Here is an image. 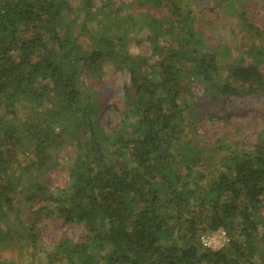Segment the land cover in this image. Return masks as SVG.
Wrapping results in <instances>:
<instances>
[{
  "label": "trees",
  "instance_id": "16d2710c",
  "mask_svg": "<svg viewBox=\"0 0 264 264\" xmlns=\"http://www.w3.org/2000/svg\"><path fill=\"white\" fill-rule=\"evenodd\" d=\"M258 3L0 0V240L29 264H264V126L250 149L218 145L211 163L187 135L202 118L195 101L209 111L264 95ZM200 8L229 14L239 41L210 46ZM142 34L150 56L133 51ZM108 69L127 77L110 131L99 121ZM68 149L51 190L41 175ZM70 224L80 240L63 235ZM219 230L227 247L203 248Z\"/></svg>",
  "mask_w": 264,
  "mask_h": 264
},
{
  "label": "rangeland",
  "instance_id": "374dc122",
  "mask_svg": "<svg viewBox=\"0 0 264 264\" xmlns=\"http://www.w3.org/2000/svg\"><path fill=\"white\" fill-rule=\"evenodd\" d=\"M68 1L74 9L80 4V0ZM250 15L251 20L264 30V3H258L251 10ZM197 17L199 19L197 26L204 32L206 41L210 46L216 48L232 45L233 42L239 41L241 35L238 34L236 21L229 14L217 8L214 10L200 8ZM140 39L141 44L135 47L133 51L150 56L151 50L145 41V34H142ZM86 40L84 36L79 38L80 43L85 44ZM262 71L264 72V66ZM126 79L124 74L110 71V69L106 70L102 84L104 105L99 121L108 131L118 127L122 113L126 108L122 92V85ZM192 92L195 96L203 95L202 89L198 85L193 86ZM193 104L198 109L199 114H202V118L193 128L188 129L187 135L199 149L204 151L205 163H211L212 158L219 159V154L215 151L218 145L235 142L240 148L250 149L258 133L263 129L264 95L242 100L225 96L218 104H211L209 111H207L206 106H202L199 102L195 101ZM23 114L20 112V116ZM69 150L59 152L52 150L51 152L58 164L47 162L45 171L41 175V180H44L51 190L61 186L66 179L65 161ZM40 203L41 201H36L34 207ZM258 208L259 213L264 217V198L259 201ZM62 232L63 235L76 241L84 236L82 228L75 224L65 225ZM43 239L52 243L56 241L57 235L50 233L44 235ZM29 253L28 250H19L17 246L7 243L4 239L0 240V264H29Z\"/></svg>",
  "mask_w": 264,
  "mask_h": 264
},
{
  "label": "built area",
  "instance_id": "2783aa9c",
  "mask_svg": "<svg viewBox=\"0 0 264 264\" xmlns=\"http://www.w3.org/2000/svg\"><path fill=\"white\" fill-rule=\"evenodd\" d=\"M229 236L226 231L219 230L212 233H206L201 235V245L210 251H221L229 244Z\"/></svg>",
  "mask_w": 264,
  "mask_h": 264
}]
</instances>
